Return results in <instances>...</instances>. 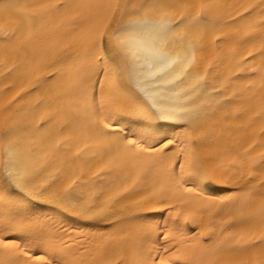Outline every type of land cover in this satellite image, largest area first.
Wrapping results in <instances>:
<instances>
[{
    "label": "snow or ice",
    "instance_id": "1",
    "mask_svg": "<svg viewBox=\"0 0 264 264\" xmlns=\"http://www.w3.org/2000/svg\"><path fill=\"white\" fill-rule=\"evenodd\" d=\"M233 7L225 0H0V65L13 74L45 17L79 30L66 53L73 94L63 87L41 94L63 63L44 58L50 78L29 93L27 107L0 119V264H193L196 255L197 264H264V0ZM222 55L236 79L221 87L258 81L259 93L229 86L208 97L228 102L211 119L227 128L234 117L250 133L209 158L203 102L221 91L209 77ZM132 161H155L147 195L138 191L143 167L133 171ZM237 186L243 197L215 194ZM67 217L84 227L110 225L86 234V261L68 255ZM206 217L228 225L220 232L230 237L226 246L199 241L215 234Z\"/></svg>",
    "mask_w": 264,
    "mask_h": 264
},
{
    "label": "bare ground",
    "instance_id": "2",
    "mask_svg": "<svg viewBox=\"0 0 264 264\" xmlns=\"http://www.w3.org/2000/svg\"><path fill=\"white\" fill-rule=\"evenodd\" d=\"M26 2L29 4L38 5L43 2V0H26ZM82 2L87 3L88 0H82ZM225 2L230 5H234L235 7L230 9V11H235L236 8H239L243 4L250 3L252 0H225ZM84 13L85 17H87V10H84ZM244 15H247V13H244ZM43 24L44 28L41 31L35 33L30 40L23 44V51L21 52L18 61V66L20 69L19 71L13 74L12 72L5 70L3 65H0V119L8 116L9 110H11L12 115H15L22 107H27L29 101L34 100V96H30L29 93H35L36 85L50 78L43 71V68L46 66L44 58H50L47 61L48 63L58 61H63V63L60 64L61 75L58 77L57 82L51 85H46L45 88L41 89V94L46 95V90L48 88L57 87L67 88L69 94H73L72 89L75 75V69L73 67L74 62L72 59H69L66 53L69 51L68 46L73 42L74 39L70 33H78L79 30L66 28L64 25L60 24L54 15L45 17ZM243 51V48H239L237 50V54L242 53ZM197 59L199 61L200 57L198 56ZM216 64H220V67L217 68ZM213 68L215 71L210 69V71H213V75L209 77V82L215 80L217 87H221L222 81L226 78H231L232 80L236 79L235 77H229V61L224 59L223 55L220 57V59L214 62ZM243 74L244 73H241V75ZM5 85H7V87ZM229 86L233 89L251 86L253 87V91L255 93H259V82L257 81V83L254 85H244L239 83H232L231 85L224 84L223 87H221L220 92H209L205 96L203 107L210 110L205 113V115L208 117L207 123L209 127V135H207L204 139V151L209 156V158L215 155L217 153V149L221 147L226 141L232 146L239 147L250 138V133L244 127H242L243 121L235 120L234 117H230L228 127L224 128L223 125L217 124L215 120L211 119V117L214 115H218L216 109H219L222 104L228 102L221 99L218 103L213 102L209 104L207 102L208 97L221 96V92L227 90ZM17 93H19V95H17ZM75 95L78 98L80 94L76 93ZM253 100H255V97H253ZM127 126L128 125H125V127ZM213 129H215V131H212ZM169 135H171V133H169ZM115 147L116 146L114 144L113 148L115 149ZM151 163H155V161H152ZM151 163H149L147 166H144L143 161H132L130 163V169L133 171H135V169L138 167H143V171L140 172V181L142 183V187L139 188L138 191L143 192L145 195L148 194V189L151 188L153 179L156 177V170L152 169L150 171ZM229 193H231V197L233 198L243 197L245 195L239 190V186H237L235 189L227 188L215 190V194L220 197H223ZM184 195L187 196L189 194L184 193ZM177 206L183 207V205L179 204ZM67 221L69 232L67 234L66 240L67 243L71 245V247L67 250L68 255L70 258L75 257L77 260L86 261L88 253L84 252L83 248L81 247V245L84 247H91V237L86 234L93 232L98 234L104 231V229L110 227V225L92 222L91 226L84 227L82 225L87 222L75 221L72 217H67ZM205 224L206 226L211 225L214 227L215 234L208 233L201 235L198 237L199 241L201 243L208 242L218 244L220 246H226L230 237H221L220 232L228 225L222 224L219 219L210 220L207 217L205 218ZM73 227L79 228V230L72 231L71 229ZM195 235L196 234L194 233L192 237H189L187 242H191V240L195 238ZM180 239L182 241L184 240V238ZM232 246L234 247L235 244ZM199 259V255L194 256L193 264H197Z\"/></svg>",
    "mask_w": 264,
    "mask_h": 264
}]
</instances>
